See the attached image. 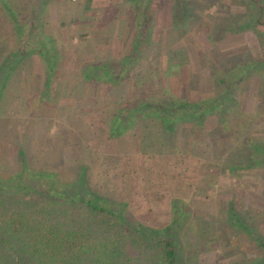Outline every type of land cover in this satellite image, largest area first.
Listing matches in <instances>:
<instances>
[{
  "label": "trees",
  "instance_id": "16d2710c",
  "mask_svg": "<svg viewBox=\"0 0 264 264\" xmlns=\"http://www.w3.org/2000/svg\"><path fill=\"white\" fill-rule=\"evenodd\" d=\"M57 1L69 12L70 9L79 10L82 5L77 8L73 0H0V65L6 63L11 68L10 73L15 72L19 78L20 109L25 114L24 120L20 121V133L25 141L20 143L21 150L17 152L18 168L11 175L0 172V264H200L193 260L191 248L204 241L211 243L204 251L214 253V264H264V232L257 224L258 216L250 214L246 207L240 210L233 200L225 210L218 208L217 213H199L192 205L199 193L218 183L220 178H242L244 173L264 172L262 100L260 102V98L254 96L257 106L253 112H248L234 97V90L251 80L257 82L260 93L264 94V56L256 59L244 52L245 35L253 34L258 44L264 45L261 31L264 28V0H230L228 4L222 0H166L172 3L168 19L172 28L188 26L194 16L203 15L204 10L213 6L217 14L227 15L223 18L204 16L202 22L190 29L192 34L202 37L205 44L202 51H187L183 46L176 51L155 54L153 68H159L154 72L156 90H143V95L137 94L133 102L115 98L109 105L106 127L101 131H106L109 138L138 135L140 149L137 155L141 156V161L138 168L127 167L118 156L112 159L117 166L104 165L109 168L103 170V178L113 185L119 179L141 178L142 184L155 187L152 192L166 193L164 197L154 194L157 206L170 198V209L163 208L165 212L161 216L166 223L158 227L144 224L128 210L127 202L105 194L106 185L94 183L95 172L91 164L59 162L57 167L54 164L39 166L35 156L31 158L35 148L42 145L38 142L39 134L32 135L31 124L46 127L43 135L48 139H44V144L50 146V150L53 151L54 145L49 138L56 137L53 141L58 138L62 142L53 153L58 161L66 149L63 145L73 146L68 144L78 135L70 130L73 121L67 124L68 133L64 126L60 132L58 129L50 134L55 125L59 127V120L54 122L56 119L45 120L38 115L29 117V114L31 111L39 114L44 109L50 112L53 108L59 114L51 111L49 116L56 115L58 119L62 112L57 105L52 107L54 103H76L67 83L56 80V73L62 69L64 58L69 59L70 51L62 53L65 48L58 43L70 44L77 49L73 44L75 39L83 44L94 40L93 34L89 36L80 30L74 34L62 31H58L57 36L48 34L47 7L50 9L49 5L54 3L58 15H61L59 10L64 9L61 6L58 10ZM82 1L89 7L91 0ZM108 1L104 8L106 16L117 20L126 17L127 27L133 29L129 47L121 57L114 58L109 54L98 63L93 58L100 50L93 47L94 50L84 51V56H80V60H84L78 62L80 68L75 76L78 86L84 90L92 84H100L107 95H114L133 67L146 59L147 49L157 44L154 31L163 23L159 24L155 19L153 2L156 0ZM37 2H41L40 5ZM75 22L60 19L58 25L72 30ZM224 42L238 48L229 51L231 49L222 48ZM107 50L110 51L109 47ZM204 57L208 67H202ZM174 61L189 68V76L184 72L182 79L188 78L187 84L193 90L200 89L204 83L205 88L209 86L210 94L190 96L186 89L183 92L179 89L172 96L163 92L161 79L175 69ZM30 62L37 63L40 80H45L43 86L26 88L28 77L25 79L21 71ZM164 68L167 72L162 70ZM26 73L30 75L31 71ZM11 81L8 74L0 82V107L3 109L8 104L5 99L11 90ZM245 85L252 88V84ZM80 95L78 99L82 100ZM192 97L193 101L190 100ZM5 115L3 117H7ZM77 137V144H80L84 139ZM82 145L73 148L79 149ZM88 151L90 157L102 153L93 148ZM165 153L171 157L178 154L198 160L196 174L189 168L183 172L170 169L163 162L167 157ZM104 157L105 160L109 158ZM123 159L129 158L123 156ZM146 162H152V166L148 167ZM145 174L149 178H145ZM192 175L196 177L197 186L190 182ZM173 181L188 187V191L185 189L186 200L178 196L184 188L177 185L173 190ZM193 188L196 191L189 196ZM142 190L144 192L143 187ZM169 190L173 192L171 196ZM218 246L220 253L230 257L241 255L245 260L237 263L222 260V255L218 256Z\"/></svg>",
  "mask_w": 264,
  "mask_h": 264
},
{
  "label": "rangeland",
  "instance_id": "374dc122",
  "mask_svg": "<svg viewBox=\"0 0 264 264\" xmlns=\"http://www.w3.org/2000/svg\"><path fill=\"white\" fill-rule=\"evenodd\" d=\"M57 2L59 3L58 10L61 6H64V9H62V11L59 10V13L61 15L57 14L56 7L53 5L54 3H51V5H49L50 9L49 7H47L46 9V14L48 15H46L47 18L45 16V19L50 23V27L47 28V31L49 32L48 34H55V36H57L58 31H62L65 34L67 32H72L74 34L78 30H80L84 31L85 34L89 36L93 34L92 39L94 40L90 41V43L88 44H83L77 42V39H75L76 41H73V44L77 45V49H74L73 46H70V44L68 45L67 43L66 46L58 43V46L65 48L63 49L62 53H65L67 50L70 51L68 55L69 59L66 60L67 57L64 58L61 66L62 69L56 73V80H60L62 84L67 83L68 89L73 91L72 98L76 100V103L73 102V104H70V102H66L65 104H63L62 101L54 103L52 107H55L57 105L62 112L61 116H59L58 119L56 115L52 117L49 116L51 111L54 112V114H57L58 111H53V108L50 109V112H48V109H44L42 112H39V114L31 111L29 117L30 115L31 117L36 115V117L39 116L40 118H43L45 120L56 119L54 122H57V120H59L58 126L60 128H57V126L55 125L51 129L50 134H54L58 129L60 132V130H62L64 126H66V132L68 133L69 128L67 124L68 122L73 121L71 123L70 130L72 132H75V134H78L77 136H79L80 138L82 137L84 140L82 142L80 140V144H77L76 139L79 138L77 136H74L73 140L70 137L71 139L68 141V144H73V146L71 147L70 145H63V147L66 149L65 151L63 150L64 154L61 160L58 161V157H56L53 153H55V148L57 146H60L62 142L59 141L58 138V142L57 140L53 141V139L56 137L49 138L52 139V143L54 145L53 151L50 150L51 147L44 144V139H48L47 136L43 135L44 132L47 131L46 127L43 124L38 126H34L33 124H31L30 130L32 132V135L39 134L38 142L42 143V145L39 144L37 148H35V151L32 152L33 154L31 158L34 155L36 161L40 164L39 166H45L47 164H49L50 166L54 164V167H57L59 162L67 165H76V163L91 164V167L95 172L92 177L93 179H95L94 183L101 186L106 185V189L103 191L105 194H110L111 197H116L121 202H127L129 204L128 210L134 215L136 219L139 218V220L144 224L153 227L161 226L162 223H166V220L161 216L165 212V210L163 211V208L167 210L170 209V198L160 203V206H157V203L154 200V194L155 196L157 194H161L158 197H164L166 195L163 194L166 193L152 192L151 190H153L155 187H151L150 184L146 183L142 184L143 182L141 178L131 177L130 180L128 178L126 180L119 179V181H116L117 184L114 183L115 185L108 184V180L106 178H103L105 174V171H103L104 169L118 165L112 160L118 156V158L121 159L122 164L126 163L127 167H139L138 165L141 161V156L137 155L138 150L140 149L139 137H137L138 135L129 134L124 136L122 139H120L121 137L109 138L106 135V131L101 130L106 127L107 122H105V120L110 112L109 105L115 98H117V100H123L124 102H133L137 94L138 96L143 95V90L146 89L145 91L150 92L156 90V88H154L156 86L153 83L155 78L154 72L159 70V68H157L158 66H155L153 68V61L155 59L154 56L155 54H157V52L164 53L171 52L172 50L176 51L183 46L185 49H187V51H202V48H204L205 46L202 37L196 34H192L190 29L196 26V24L201 21L204 16H207L208 18H214V16L219 15L223 18L226 17L227 14H223L221 12L217 14L218 11L215 6H213L209 10H204L203 15L198 14L194 16L193 19L189 22L188 26L172 28V26L169 27L170 20L168 22V19H170L171 16L172 3L166 0L154 1L153 8L155 11V19H158L159 24L163 23L160 26L159 30L154 31V38L157 44L154 47H149L147 49L145 54L146 59L142 60L135 67H133L132 72L127 75L126 81H123L121 85H119V88L114 93V96L107 95L105 93L106 90H104V88L100 84H90L91 86L89 88L87 87V89L85 88V90L80 88L78 86L75 73L77 69L80 68L79 64L84 60H80V56H84V51H88L90 49L94 50V48H96V50H100L95 52L96 55L93 58V61L97 63L100 61V59H106L103 57L108 56L109 54H112L114 58H119L121 57V55L125 54L126 50L129 47L131 36L133 35V29L127 27L128 25L125 20L126 17H124L123 19L119 17V20H117L116 18H111V16L109 15L106 16L104 8L109 3L108 0H91V3L88 4L89 7L86 6L87 3L84 5V3H82V0H73L72 3L75 4L77 8L79 4L82 5L80 6L79 10L73 9L72 11V9H70V12L67 11L63 3H60L59 1ZM222 2L224 4H228L230 0H222ZM40 3L41 2H37L38 5H40ZM69 16H71V18ZM60 19H65L68 21L71 19V21L76 20V22L71 26L72 30L66 27L60 28L58 25ZM155 23H157V21H155ZM261 31L264 34V28H261ZM244 37L246 42V45L244 46L246 47V50L244 52L249 53L256 59L262 58L264 56V45L261 47L253 34H248ZM228 38L231 37L229 36ZM95 42L96 45H94ZM225 43L227 42L223 43L224 45L222 46V48L224 47L225 49H231L229 51H235V49L238 48L235 45H229ZM108 47L110 51L107 50ZM87 56L89 55L87 54ZM195 56L197 57L196 54ZM238 59H236L235 61H237ZM202 61V67H208L205 64V57L202 59ZM176 62L177 61H174L173 63L175 69H173L172 73L170 75H163V78L161 79V83L163 84V92L167 91L168 94L172 96V94L176 93L177 90L180 89L183 92V89H186L188 91V95L190 96H194L196 93L201 97L210 94L209 86L205 88L204 83L201 85L200 89L197 88L193 90L192 86L187 84L188 78L186 81L185 77H183L182 79V76H184V72H187L189 76V68L185 69L186 65L183 66L182 63ZM35 64L37 63H27L23 66V70L21 71V74L25 79L26 77H28V82L25 83L26 88H38V86H43L45 83V80H40L41 72L39 73V69L37 72L38 65ZM10 69L11 68L6 63H4L3 66L0 65V82L4 81L5 76L8 74H10L12 77V81L9 84L11 90L8 92V96L5 99L6 103L8 102V104L5 109L0 107V172L3 175H11L16 172L18 168L16 161L17 152L21 147L20 143L25 141V137L20 133V121L24 120L22 116L25 114L20 109L22 101L20 97H22V95L18 94L19 92L17 89L18 87H20L19 78L17 77L15 72L10 73ZM162 70L164 72H167V69L165 68ZM26 71H31V74L27 75ZM36 74L38 75L37 77H35ZM245 84H252V88H248ZM242 85L244 86L234 90V97L238 100L241 108L247 110L248 112H253L257 106V101L254 96L257 95L260 98V102L262 100L264 114V94L260 93L257 82L251 80V82H246ZM213 89L214 88H212L211 90ZM214 91H216V89H214ZM78 94H81L80 96L82 97V100L78 99ZM190 100L193 101L194 97H192ZM4 115L7 117H3ZM7 133L8 136L6 137L5 134ZM77 145L82 146H79V149L73 148ZM85 146H91L88 149L93 148V150H98L102 153H100V155L90 157V154H87L88 149ZM179 146L181 149L184 148L183 144L181 143L179 144ZM38 148L39 150L37 151ZM165 155L167 157L164 156L165 160H162L165 164H168V167L170 169L173 170L175 168V171L183 172L185 169L189 168L192 173H195L194 171L198 160L188 159L187 156L178 154H176L174 157H171L166 153ZM104 156H109L108 160H105ZM123 156H127L129 159H123ZM108 163L109 167H104V165ZM146 163L148 167L149 165L152 166V162H149L150 164L148 162ZM146 177L149 178L147 175L145 176V178ZM195 179L196 177L192 175L190 182L197 186ZM128 184L130 185L128 186ZM171 184L173 185V190L177 188V185H180L182 186V188H184V191L179 192L178 196H180L181 199L186 200L187 194L185 189L188 191V187L176 181H173ZM142 187L144 189V192L142 190ZM195 191V188L190 190V193H188L189 196H191L192 192ZM172 193L173 192L169 190L170 196L172 195ZM199 194L200 195H197V197L192 200L194 209H196L199 213H217L218 208L219 211L221 209L225 210L227 204L233 200L235 206L240 210L241 208L246 207L248 208V212L250 214H252L253 216H258L257 224H259L260 228L264 232L263 171H252L244 173L242 178H220L218 183H215V185L211 187L205 188V191ZM155 220L157 221L155 222ZM196 242L199 243V241ZM210 244L211 243L209 241H204L201 243V245H196L194 248H191L194 255L193 260H197L198 262H200V264H214V253L204 251L206 248H208V246H210ZM246 250L247 248H245V251ZM219 251L220 250L218 246V256L222 255V260H229V262L235 263L239 262L240 260H245L241 255L230 257L225 255L223 252L220 253ZM223 257H226V259Z\"/></svg>",
  "mask_w": 264,
  "mask_h": 264
}]
</instances>
